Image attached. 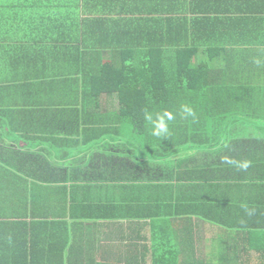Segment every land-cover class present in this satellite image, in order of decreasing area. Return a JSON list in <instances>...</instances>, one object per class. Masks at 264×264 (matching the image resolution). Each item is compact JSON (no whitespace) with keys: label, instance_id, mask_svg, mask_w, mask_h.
I'll return each mask as SVG.
<instances>
[{"label":"crops","instance_id":"0c3cea01","mask_svg":"<svg viewBox=\"0 0 264 264\" xmlns=\"http://www.w3.org/2000/svg\"><path fill=\"white\" fill-rule=\"evenodd\" d=\"M88 40L93 44L85 50ZM166 45L211 56L229 66L228 72L245 66V72L255 73L251 85L264 86V64L254 62L264 61V0H0V79H15L14 91H0V105L11 103L14 110H22L8 116L24 128L0 124V183H52V175L40 181L28 174L35 163L29 156L40 154L60 169L57 178L67 192L73 184L79 187L77 199L58 213L49 211L48 216L41 210L44 218L19 217L15 219L22 223L0 226V264H153L175 256L174 250L166 257L155 255L162 253L158 240L166 233H174L177 250L186 248L189 262L194 249L199 258L213 262L221 236L230 243L244 241L243 229L215 226L194 214L183 215V222L180 216H170L169 223L164 215L151 219L146 216L149 186L144 182L121 187L126 198L112 201L121 181H102L94 168L112 167V153L117 152L144 159L117 147L112 128L102 127L103 118L112 119L118 99L110 77L92 85L96 98L83 94L81 55L87 51L103 65L119 58L121 51L157 58L161 51L174 52ZM237 133L256 130L242 128ZM73 168L78 170L71 175ZM250 200L258 201L253 196Z\"/></svg>","mask_w":264,"mask_h":264},{"label":"trees","instance_id":"16d2710c","mask_svg":"<svg viewBox=\"0 0 264 264\" xmlns=\"http://www.w3.org/2000/svg\"><path fill=\"white\" fill-rule=\"evenodd\" d=\"M108 20L110 23L112 19ZM92 42L85 41L84 49L87 50V45ZM119 46L122 49L132 48ZM166 46L170 47L165 49L175 48L174 52L161 51L157 58L150 53L137 54L135 50L128 55L121 51L119 58H112L111 64L103 65L98 64L100 59L93 61L87 51L81 55L84 60L80 77L84 83L83 94L96 98L97 89L92 85L110 77L112 94L115 92L118 99L112 109V119L103 118L102 127L112 128V142L115 141L117 147L123 146L127 153L144 159L132 160L117 152L112 153V167L94 168L101 173L102 181H121L117 185V192L112 191V201L126 198V192L120 191L123 189L121 187H128L136 181L149 186L146 216L151 219L164 215L169 223L170 216H180L183 222V215L194 214L215 226L245 231L241 244L230 243L221 236L212 253L216 256L213 262L199 258L195 249L192 252L193 261L189 262L185 255L186 248L182 250L184 252L177 250L174 247L176 241L171 239L174 233H166V238L158 240L161 249L157 250L162 253L156 252L155 255L157 258L166 257L174 250L172 254L175 256L165 258L163 262L154 261L153 264H264L263 83L252 86L249 79L255 73L245 72V66L242 71L229 69L228 72L229 66H222L224 64L215 62L211 56L189 54L183 49L187 47ZM115 60H120V67L115 65ZM233 69L236 70L234 66ZM261 73L264 74V69ZM14 80L11 77L0 79L3 86L9 85L0 87V91L14 87ZM9 91H14V88ZM96 102L99 106V98ZM182 104L194 108L196 119H182L177 115L170 122L167 139L152 137L150 126L144 120V112L168 110L175 114ZM20 111L14 110L11 103L1 104L0 124L24 129L19 126L20 120H11L8 116L13 117V113ZM50 122L55 124L58 121ZM50 122L47 121L52 124ZM242 128H255L256 134L237 133ZM185 153L190 155L173 159ZM229 157L237 161L246 159L251 162L250 167L246 171H238L233 165L225 163ZM29 158L35 162L32 171L28 172L31 177L35 176L40 181L45 180L47 175L55 178L51 179L52 183L29 184L28 181L15 182L12 179L0 183V226L22 223V219H15L19 217L44 218L45 215L39 216L41 210H46L49 216V211L58 213L69 200L74 202L77 199L75 191L79 189L78 185H71L67 192L66 185L59 183L61 178L57 177L60 169L55 164L40 154H32ZM5 170L10 172L9 169H2ZM77 170L69 169L70 174ZM40 173L45 175L39 176ZM82 187L86 189L88 185ZM71 189L73 194L70 193ZM119 191L122 195H119ZM252 196L258 200L255 204L250 200ZM242 204L261 211L258 213L255 210L249 215L241 207ZM255 229L262 232L257 234L253 231ZM170 247H173L172 250Z\"/></svg>","mask_w":264,"mask_h":264},{"label":"clouds","instance_id":"9594fccd","mask_svg":"<svg viewBox=\"0 0 264 264\" xmlns=\"http://www.w3.org/2000/svg\"><path fill=\"white\" fill-rule=\"evenodd\" d=\"M254 62L257 65L264 64V61L261 59H255ZM179 115L182 119H196V112L193 107L188 104H182L180 106L178 113H173L168 110H162L160 112H144V120L150 126V135L154 138L163 140L167 139L170 135V122L176 119V116ZM225 163L233 165L238 171H246L250 167V161L248 160H234L232 158H226ZM241 207L249 214L254 213V209L249 208L246 204H242Z\"/></svg>","mask_w":264,"mask_h":264}]
</instances>
